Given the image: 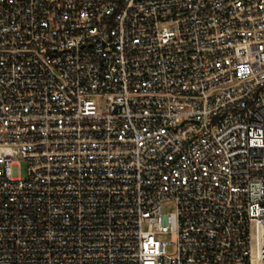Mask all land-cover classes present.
Wrapping results in <instances>:
<instances>
[{
  "label": "built area",
  "instance_id": "built-area-1",
  "mask_svg": "<svg viewBox=\"0 0 264 264\" xmlns=\"http://www.w3.org/2000/svg\"><path fill=\"white\" fill-rule=\"evenodd\" d=\"M0 264H264V0H0Z\"/></svg>",
  "mask_w": 264,
  "mask_h": 264
},
{
  "label": "rangeland",
  "instance_id": "rangeland-1",
  "mask_svg": "<svg viewBox=\"0 0 264 264\" xmlns=\"http://www.w3.org/2000/svg\"><path fill=\"white\" fill-rule=\"evenodd\" d=\"M20 169H21V175L23 177H25L26 174H27V166H26V164L22 163ZM164 208H165V210L170 211L173 208V204L172 203H167V204L164 205Z\"/></svg>",
  "mask_w": 264,
  "mask_h": 264
}]
</instances>
